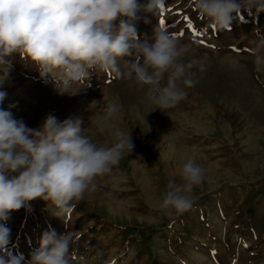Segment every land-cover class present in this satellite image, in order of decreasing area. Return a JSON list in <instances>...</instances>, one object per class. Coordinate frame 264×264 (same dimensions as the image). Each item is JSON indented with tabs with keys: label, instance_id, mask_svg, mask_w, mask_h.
Instances as JSON below:
<instances>
[{
	"label": "rangeland",
	"instance_id": "374dc122",
	"mask_svg": "<svg viewBox=\"0 0 264 264\" xmlns=\"http://www.w3.org/2000/svg\"><path fill=\"white\" fill-rule=\"evenodd\" d=\"M137 15L133 23L140 40L150 38L164 19L165 31L183 33L176 39L191 45L185 61L194 55L205 64L204 71L192 69L196 83L181 85L186 95L174 107L152 111L153 105L143 102L145 89L134 80L98 70L75 84L87 91L77 103L63 109L60 102L39 105L33 101L41 100L39 92L55 89L51 75L42 77L18 53L7 58L13 65L7 80L14 86L0 108L15 105L13 116L33 129L49 113L59 122L80 119L85 135L109 147L114 134L100 117L108 103H116L120 111L111 121L116 131L130 135L134 148L96 178V190L74 201L63 220L40 198L10 212L0 221L10 230L4 254L22 256L24 264L42 234L54 230L72 234L71 264H264V72L255 71L251 54L254 42L264 39V12L233 13L236 19L226 30L211 27L194 0H165L156 18ZM127 82L128 91L122 87ZM133 86L141 93L131 92ZM29 108L37 112L26 123L22 109ZM188 159L204 169V178L188 194L187 211L166 215L159 203L169 181L181 183L178 170Z\"/></svg>",
	"mask_w": 264,
	"mask_h": 264
},
{
	"label": "clouds",
	"instance_id": "9594fccd",
	"mask_svg": "<svg viewBox=\"0 0 264 264\" xmlns=\"http://www.w3.org/2000/svg\"><path fill=\"white\" fill-rule=\"evenodd\" d=\"M164 0H0V85L13 67L7 59L18 53L21 60L38 67L41 76L51 75L58 94H70L73 85L87 81L90 71H115L145 89L147 101L155 109L174 107L186 95L181 85L194 86L195 73L205 64L194 55L190 44L181 43L160 23L152 36L138 38L133 21L138 13L157 17ZM198 14L211 27L226 30L241 10L264 12V0H194ZM121 18L118 27L113 25ZM127 18L126 20L124 18ZM147 22V20H145ZM256 72H264V39L254 42L251 50ZM130 58V59H124ZM118 59L123 64H118ZM75 94V93H74ZM7 93L0 91V104ZM96 102V101H93ZM99 103V102H96ZM8 109L0 108V221L9 213L40 198L57 209L60 218L79 202L86 192L96 190L95 180L112 171L134 145L130 135L117 130L109 147L97 146L84 134L80 119L59 122L49 113L43 124L29 128ZM120 111L108 103L103 121H110ZM181 183L169 181L159 203L166 215L187 211L188 195L204 178V169L188 159L178 170ZM10 230L0 224V264H22V256L4 254ZM68 231H46L40 246L27 264H71Z\"/></svg>",
	"mask_w": 264,
	"mask_h": 264
},
{
	"label": "bare ground",
	"instance_id": "6f19581e",
	"mask_svg": "<svg viewBox=\"0 0 264 264\" xmlns=\"http://www.w3.org/2000/svg\"><path fill=\"white\" fill-rule=\"evenodd\" d=\"M36 69V66L33 68V70ZM128 85V82L125 83L122 87H125V90L128 91L129 90V85ZM13 84L8 81V80H5V82L3 83V85H0V91H5V92H9L13 89ZM52 90H55V89H52ZM50 89H46V90H43L41 92H39V98L41 100H34L33 101H36L39 105L42 104V103H50V102H60L61 103V107L62 109L65 107V105L67 103H69L70 101H74L76 100V103L78 101H80L81 99H83V97L85 95H87V91L84 90L83 88H80L76 85H73L72 89H71V92L73 93L72 95L70 94H58L57 91H52ZM131 92L135 93V94H139L141 93V88H138V87H131ZM75 93V94H74ZM37 95V94H36ZM143 102L148 105V101L146 98H143ZM33 112H37V109L36 108H29L27 110H23L22 109V113H24L26 115V120L25 122L28 123V120H29V117L31 116V114ZM107 125L104 127V128H107V130L111 133V134H114L115 131H116V128H114V123L110 120V121H107ZM177 155L179 157V159H182V161H184L186 158H185V155L180 152V151H177ZM91 192H89L90 194ZM119 214V213H118ZM118 214L114 215L113 216V219L114 221H118L119 220V217H118ZM31 258V256L28 258V260ZM27 260V261H28ZM27 261L24 262V264H27Z\"/></svg>",
	"mask_w": 264,
	"mask_h": 264
},
{
	"label": "snow or ice",
	"instance_id": "6c2138e0",
	"mask_svg": "<svg viewBox=\"0 0 264 264\" xmlns=\"http://www.w3.org/2000/svg\"><path fill=\"white\" fill-rule=\"evenodd\" d=\"M164 8H165V0H164L163 5L161 6V11H162V12H163ZM187 19H188V18L185 17V20H187ZM159 23H160V26H161L162 28L165 27V20H164V19H161V20L159 21ZM188 27H189V28H192V24L189 23V24H188ZM195 34L198 35V33H195ZM182 35H183V33H178V34H174L173 36H174V38H176L177 36H182Z\"/></svg>",
	"mask_w": 264,
	"mask_h": 264
}]
</instances>
